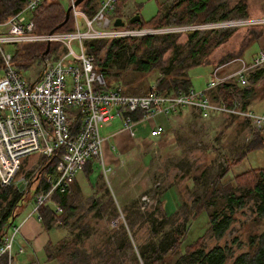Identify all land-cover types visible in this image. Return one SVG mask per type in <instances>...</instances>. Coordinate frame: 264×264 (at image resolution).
Wrapping results in <instances>:
<instances>
[{
    "label": "trees",
    "instance_id": "1",
    "mask_svg": "<svg viewBox=\"0 0 264 264\" xmlns=\"http://www.w3.org/2000/svg\"><path fill=\"white\" fill-rule=\"evenodd\" d=\"M164 1L158 4L156 14L149 21L144 22L141 19L140 23L129 24L127 23L128 19L137 14L132 13L128 16L124 26L128 28H161L169 25L247 17L248 4L253 3L252 0ZM27 2L28 0H0V22H5L9 17L19 13ZM127 2L128 0H118L116 2L113 13L114 18L122 19L121 10ZM77 6L88 16H91L97 7V0H82ZM66 10L58 0H41L33 10L28 12V18L34 23L33 32L45 34L70 31L72 29V17L69 12L65 20ZM255 26L261 27L263 25L242 26L245 30H249L242 36L243 43H248L246 47L252 42H256L261 33L260 30L256 33L251 32ZM184 35L186 38L183 42L179 41V34L165 33L145 35L138 38L93 39L86 41L84 46L86 53L94 57V69L103 76L106 88H118L121 74H124L127 70H132L137 74L155 76L154 85L149 89L154 88L159 94L169 95L178 90H187L191 87L188 71L192 67L206 64L212 67V73L214 69L225 62L228 63L229 60L237 58L230 53L225 57L226 60L224 58L219 62L208 61L213 51L217 48L223 49L222 45L232 38V33L209 30L203 33L187 31L184 32ZM54 45L55 43H49L46 55H43L46 42H30L10 46L13 51L14 67L23 74L30 65L33 63L40 64L44 57H48L55 50ZM253 54H251V57ZM1 69L2 60L0 56ZM126 85H128V88H122L124 93L137 95L132 94L135 90L134 87H131V84H123V86ZM207 94L211 100H220L227 106L231 104L233 98H236L239 101L240 109H257L256 104L264 102V65L250 73L249 85L239 87L235 80L230 79L219 84ZM253 102H255L254 108L252 107ZM139 116V114L134 115V120L138 119ZM245 121L248 123L247 120ZM263 140L264 128L252 129L250 140L244 146L241 154L236 159H224L225 166L207 183L201 196L195 198L192 202L190 208V211H192L191 218L195 219L200 211H205L207 231L216 240H220L231 226L234 212L241 210L246 201L252 196H256L258 199L254 210L255 218L257 220L264 219V167L249 169L233 176L228 182H222L230 168L237 165L243 159L245 153L262 147ZM58 158L59 153L49 157H41L38 172L21 189L18 188L19 186L4 188L0 186V206L4 204V207L0 210V245L8 235L9 229L13 227L14 223L11 220L18 215L20 209L30 200H33L38 191L48 188L44 181L45 175L53 173ZM71 187L72 185L69 187V193H53L50 196L49 203L59 205V214L55 212L54 207L51 208L47 205L39 209L41 223L45 230H49L55 225H61L70 228L80 226L81 232H87V225L78 224L80 216H76V206ZM91 205L97 210H105L113 206L106 187L103 188L102 196L96 198ZM92 206L90 209H92ZM112 209L114 211V208ZM156 210L160 212V219L150 222L151 235L153 237L160 236L156 242L147 243L137 250L142 264H264V230L249 235L247 250L236 255L229 263L232 253L228 246L215 245L205 250L201 243V237H198L191 244L184 245L181 249L183 238L186 235L185 226L183 229L174 228L162 232L167 217L160 208V201L157 202ZM75 216V220L71 221ZM78 240L79 235L70 239H60L54 243L48 242L44 247L46 263L83 264L86 261V255L78 247ZM127 245L129 244L121 240L115 251L119 252ZM0 264H6L4 255L0 256Z\"/></svg>",
    "mask_w": 264,
    "mask_h": 264
},
{
    "label": "rangeland",
    "instance_id": "2",
    "mask_svg": "<svg viewBox=\"0 0 264 264\" xmlns=\"http://www.w3.org/2000/svg\"><path fill=\"white\" fill-rule=\"evenodd\" d=\"M58 1L66 9L69 6L68 0ZM163 1L128 0L121 10L122 20L125 23L132 12L137 13L144 22H147L156 14L158 4ZM252 1L253 3L248 4L247 17H232L226 20L206 22L225 21L231 23L244 18H263L264 0ZM78 23L83 29L80 18H78ZM242 26L244 25L228 24L225 27L209 29L216 32L232 33V38L222 45L223 49L217 48L208 58V61L219 62L230 53L237 57L236 60L231 59V61H227L228 63L222 64L220 74L231 73L240 67L241 61L249 63L252 59L251 54L258 50L257 42H252L247 47L248 43H243L242 36L249 30H245ZM209 30L199 32L203 33ZM258 30L262 31V26H255L251 32L256 33ZM184 32L175 31L173 33L179 34L178 39L183 42L186 38ZM54 47L55 50L50 54L49 59L63 52L59 44L55 43ZM7 50L11 51V47L8 46ZM74 52H78L76 48H74ZM40 65L39 63L30 65L23 72L24 78L35 81L39 76ZM211 69V66L203 64L192 67L188 71L191 86L195 90L205 89ZM1 76L2 71L0 70ZM154 78L155 76L137 74L132 70H127L121 74L120 85L115 86L123 90L122 88H128V85L123 86V84L129 83L135 90L132 94L140 95L153 87ZM252 104L254 108L255 102ZM256 108L252 111L255 113L264 112V102L256 104ZM137 127L135 126V129ZM163 127L164 134L154 139L148 136L146 126L138 134L135 132L138 130L134 129L133 141L130 142V138H128L129 144H125L122 148L123 153L120 152L117 164L109 165L111 168L108 171V168H102L96 158H92L96 162L91 163V170L87 172V178L83 170L77 172L74 180L82 188L76 191V187L73 185L71 192L76 206V216H80L78 224L87 225L88 230L81 232L80 226L70 228L55 225L54 229L49 231L52 242L79 235L78 247L86 255V261L83 264H142L137 250L147 243L156 242L160 236L153 237L151 235L150 223L152 220L160 219V212L156 210L157 202L160 201V208L167 217L162 232L174 228L183 229L185 226L186 235L183 238L181 249L184 245L191 244L201 237V243L205 250L215 245L228 246L232 253L229 263L236 255L247 250L249 235L264 230V219L257 220L255 218L254 210L258 202L256 196L249 198L241 210L234 212L233 222L220 240H216L207 231L206 212L200 211L195 219H192L190 208L193 200L201 196L207 183L225 166L224 159H236L249 142L252 129L257 127H252L237 116L214 112L201 114L193 110L175 119L168 118ZM100 133H102V129H100ZM41 157L43 156L33 154L23 158L14 181L23 180L27 185L38 172ZM262 167H264V140L262 147L245 153L243 159L230 168L222 182H228L233 176L249 169ZM88 181L92 185L98 182L96 188L92 189ZM104 187L108 189L113 206L105 210L94 209L91 204L96 198L102 196ZM144 196L147 200L142 199ZM101 200L103 199L101 198ZM31 202L32 200L28 204ZM47 206L53 208L49 202ZM91 206L92 209H90ZM3 207L4 204L0 206V210ZM76 216L71 221H74ZM19 221L20 217L14 221L15 227ZM12 233L13 228L11 227L8 237ZM17 236L18 231L13 238V248ZM121 240L129 245L116 252L115 249ZM47 263L54 264L53 262Z\"/></svg>",
    "mask_w": 264,
    "mask_h": 264
},
{
    "label": "built area",
    "instance_id": "3",
    "mask_svg": "<svg viewBox=\"0 0 264 264\" xmlns=\"http://www.w3.org/2000/svg\"><path fill=\"white\" fill-rule=\"evenodd\" d=\"M40 1L28 0L19 13L0 22V186H26V181H14L23 158L33 154L49 157L59 153L53 173L45 175L48 188L38 191L33 197L32 213L37 214L39 221V209L48 204L53 193H68L75 175L89 160L96 158L104 167L105 140L100 129L111 125L114 120H120L121 128L126 131L138 121L149 123L148 136L153 139L165 132L155 120L175 115L183 108L194 109L201 114L214 112L237 116L247 120L252 127L264 128V112L240 109L236 98L227 106L220 100H211L207 94L230 79L235 80L239 87L249 85L250 73L264 65V49L259 50L249 63L241 61L240 67L229 74H220L222 66L214 69L204 90L190 87L162 95L152 88L144 94L131 95L119 88L105 87L103 76L94 69V57L86 53L84 46L86 41L93 39L203 31L228 24L263 25L264 17L238 19L231 23H188L161 28L114 27L116 18L113 13L118 0H97V7L91 16L74 7V0H68L72 29L36 34L33 32V21L26 18L24 12L33 10ZM30 42L57 43L63 49L60 55L42 59L35 81L24 78L16 70L13 51L7 50L8 46ZM138 114L139 118L134 120L133 116ZM142 199L147 200L145 196ZM53 207L56 213L60 212L58 204H53ZM12 228L13 233L10 237L7 235L0 245V256L6 257V264H15L12 243L18 228ZM17 253H22V248Z\"/></svg>",
    "mask_w": 264,
    "mask_h": 264
},
{
    "label": "crops",
    "instance_id": "4",
    "mask_svg": "<svg viewBox=\"0 0 264 264\" xmlns=\"http://www.w3.org/2000/svg\"><path fill=\"white\" fill-rule=\"evenodd\" d=\"M24 16L28 18V12H24ZM256 42L258 43V50L253 54V56H255L259 50L264 49V25L262 26V31L259 37L257 38ZM221 74L226 75V73H221ZM191 88L194 89L193 86H191ZM196 90H202V89H196ZM190 110L196 111L190 108H183L175 115H172L169 117H159L155 121L156 123H159L163 126V124L168 120V118L175 119V118L181 117L183 115H186L188 112H190ZM135 126H138V127L135 129ZM145 126L147 127V130H149V123H146L144 121H138L133 124L132 128L129 131H126L121 128V122L120 120L117 119V120H114L111 125L101 128L102 129L101 135L105 140L103 144V166L104 167L102 168L103 169L111 168L109 165H112V164L116 165L117 159L120 157V152L121 154L123 153L121 151L122 148L124 147L125 144H129L128 138H130V142L133 141L134 129L138 130V131H135L136 134H138V132L142 131L145 128ZM92 162H96V160L94 159L89 160L86 163V165L81 169L84 171L86 178H87V172L91 170ZM97 183L95 185H92L91 183H89V186L92 187V189H95L97 186ZM71 185L72 186L74 185L76 187L75 188L76 191H79L82 188L78 185V183L75 180H73V184ZM71 190H72V187H71ZM32 209H33V200L31 204L26 203L20 209L18 215L13 219V223H14V221L20 217V221L17 224L18 236L14 243L15 247L13 248V261L15 264H44L46 263L44 247L48 242H52L49 236V231L54 228L52 227L49 230H45L44 226L41 223V220L39 221L37 219V214L32 213ZM19 248H22V253H17V250Z\"/></svg>",
    "mask_w": 264,
    "mask_h": 264
},
{
    "label": "water",
    "instance_id": "5",
    "mask_svg": "<svg viewBox=\"0 0 264 264\" xmlns=\"http://www.w3.org/2000/svg\"><path fill=\"white\" fill-rule=\"evenodd\" d=\"M81 1H82V0H74L73 6H74V7H78L77 5H78V3H80ZM70 10H71V6H68V7H67V10H66V14H65V20L67 19V17H68V13L70 12ZM134 22H138V23L141 22V18H140L139 15L136 14V15L130 17V18L128 19V21H127V23H129V24H132V23H134ZM123 25H124V21H123L121 18H116V19L113 21V26H114V27H122ZM48 49H49V43H46V48H45V51H44L43 55H46V54H47ZM21 187H22V186H20L19 188L21 189ZM11 221H13V219H12Z\"/></svg>",
    "mask_w": 264,
    "mask_h": 264
}]
</instances>
